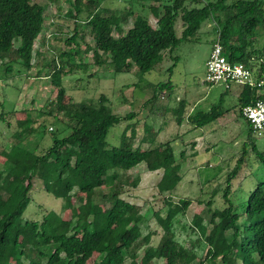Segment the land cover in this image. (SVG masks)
<instances>
[{
	"label": "trees",
	"instance_id": "trees-1",
	"mask_svg": "<svg viewBox=\"0 0 264 264\" xmlns=\"http://www.w3.org/2000/svg\"><path fill=\"white\" fill-rule=\"evenodd\" d=\"M154 1L156 5H146L143 0L136 3L155 18V25L151 26L145 14L133 11V0H126L129 6L118 14L115 8L100 6L99 0H85L84 8L75 15L80 19L79 15L84 13L83 25L75 21L71 34L62 40V48L55 49L49 57L36 52L37 60L32 62L33 44L42 30L44 5L32 0H0L2 75L12 76L23 69L21 74L26 77L34 64L46 69L50 84L56 88L53 111L38 112L35 118L26 114L23 119L14 120V128L9 120L14 111H7L9 118L0 113V122L17 134L13 142H5L0 150V264H85L91 257L90 264H128L127 260L150 264L153 256L162 259L163 264H238L237 259L239 264H264V180L248 190L241 211H237L229 197L230 180L248 165L249 155L264 165V149L257 147L256 135L241 114L242 107L264 99V41L259 45L256 39L257 29L264 30V0ZM128 17L130 26L122 30L121 24H126ZM205 22L213 24L210 44L217 35L226 60L253 68L255 83L229 84L208 108H194L186 115L180 100L172 109L173 120L177 125L185 122L189 130L210 128L208 132H216L230 112L231 120L244 130L245 139L225 178L221 191L224 206L212 208L209 199L204 202V217L192 215L190 227L197 238L187 246L177 241L175 218L185 214L191 201L187 197L172 201L166 195L162 198L163 210L152 213L160 234L151 246L155 232L141 235L137 230L142 220L141 208L120 196L122 188L137 186L139 177H132L130 170L143 163L149 172L160 170L156 190L169 194L181 179L176 158H183V151L177 157L174 154L171 142L175 137L154 142L161 128H153L144 120L142 134L134 144L135 114H115L104 95L96 103L71 98L63 101L61 76L73 68L84 67L75 61L79 52L71 47L83 39L82 27L91 37L83 51H91L93 64L113 74L144 73L162 61L164 51H171L182 41H198ZM113 31L119 34L114 36ZM14 65L21 68L15 71ZM231 85L235 88L234 102L223 107ZM18 86L13 84L16 91ZM171 86L169 78L153 84L146 102L159 101ZM84 113L90 116L89 121ZM42 115L46 116L41 118ZM120 121H128L129 125L118 142L110 144L109 129ZM50 124L54 128L48 131ZM45 133L50 136L45 147L35 146L37 143L27 147L23 143L28 137L42 140ZM141 144L146 147L140 148ZM17 174L25 177L24 184L13 178ZM34 178L45 185V192L61 201V212L73 211L68 219L53 210L37 219H22ZM201 242L206 247L199 259L194 248ZM140 249L143 252L139 255Z\"/></svg>",
	"mask_w": 264,
	"mask_h": 264
},
{
	"label": "rangeland",
	"instance_id": "rangeland-1",
	"mask_svg": "<svg viewBox=\"0 0 264 264\" xmlns=\"http://www.w3.org/2000/svg\"><path fill=\"white\" fill-rule=\"evenodd\" d=\"M32 1L44 5L45 10L41 33L32 48L31 60L35 62L37 60L36 52L44 53L49 57L55 49L63 47L62 40L71 34L75 21L83 25L84 13L79 15L80 19L75 18V15L79 9L84 8L85 0L78 3L71 0H58L56 3H49L45 0ZM188 1L185 0V2ZM143 2L146 5L157 4L154 0H143ZM136 3L137 0H133V11L145 14L149 24L154 26L155 18L146 8H140ZM99 5L111 9L115 8L116 14L129 6L126 0H99ZM130 19L131 17H128L127 23L121 24L122 30L130 26ZM212 27V22L203 23L199 30L198 41H182L171 51H164L162 61L148 72L117 74L93 64L91 51H83L84 44L91 42V37L82 27L80 32H84L83 39H78L76 46L72 44L71 47L79 52L75 57V61L83 63L84 67L73 68L61 76L60 84L65 89L63 101L71 98L73 101L96 103L98 97L104 95L108 106L115 114L124 115L128 112L135 114L136 137L134 144L137 143L136 140L142 134L143 120L153 128L158 127L160 122L164 120V130L157 134L154 142L171 138L173 133L176 131L181 133L183 129L182 125L177 127L171 120H167L169 114L162 109L164 105L167 108H172L176 106L177 101L184 100L186 110L191 106L192 108L204 109L209 107L223 90L224 85L221 83H202L204 61L209 53L210 39L214 37ZM176 30L179 33L180 22H177ZM112 34L116 36L119 32L113 31ZM256 39L259 45L263 43L264 30L262 28L257 29ZM169 66L171 68L168 71ZM13 68L16 71L21 67L14 65ZM23 71L21 69L20 73L5 77L2 75V67H0V113L2 112L7 117L6 113L10 108L14 111L15 114H12L11 118L7 117L12 122V128H14V120L23 119L26 114L30 115L31 118H35L38 112L47 113L48 110H54L52 102L54 101L56 88L50 84V77L46 75V69H39L38 66L32 64L26 77L21 74ZM167 78L172 83L171 89L166 91L159 101L156 100L152 104L147 103L146 100L150 96V87L155 83L165 81ZM13 84L19 85L18 91L14 89ZM230 87L231 89L224 97L223 107H227L234 102L235 88H232V85ZM197 101L199 102L197 103ZM45 116L42 115L41 118ZM83 116L88 121L91 119L86 113ZM128 125V121H120L111 127L107 134V141L110 144H116L118 137ZM8 128L7 130L4 122H0V150L5 142H13V139L17 136L16 133H12L13 129ZM52 128L54 126L50 124L47 130L50 131ZM207 131L209 130L207 129ZM198 134L199 132L196 131L185 133L180 137L182 141L177 139V143L173 144L176 157L181 150L184 152L185 157L176 158L181 179L169 194L166 192L159 194L156 190L155 184L160 176V170L149 172L145 169L143 163L137 164L130 170L132 177H139L137 186L134 188L124 186L122 188L120 196L127 201L138 204L141 208L142 220L138 224L137 230L141 235L150 231L155 232L149 242L151 246L155 245L160 234L152 213L163 210L162 198L164 196L168 195V198L172 201H176L181 197H187L191 201L185 214L183 216L178 215L173 224L177 241L185 246L189 245L198 236L195 231L191 230L190 220L194 213L205 216L206 207L204 202L210 199L212 208L224 206L221 191L225 186V178L234 165V159L240 149V144L245 139V132L240 130L234 121L226 118L219 124L216 132L203 135L205 139L203 142L189 138L190 136H198ZM23 143L27 147L34 146L35 143H37L35 145L37 147H45L50 143V136L45 133L42 140H39L38 137H28V140ZM256 144L259 149H264V133L256 136ZM145 147L146 144L140 145V148ZM193 151L197 152L196 156L190 155ZM13 178L23 184L25 183V177L20 174L15 175ZM261 180H264V165L257 163L253 160L252 155H249L248 165L244 168L241 167L230 180L229 197L235 204L237 211H241L248 190L257 181ZM44 186L38 179H32L30 200L21 215L22 219L27 217L40 218L48 210L56 211L64 219H68L73 211L65 210L61 212V201L45 192L43 190ZM203 223L205 222L203 221ZM205 247L202 242L195 246L194 251L199 259L203 258ZM142 250H139V255L143 252ZM92 259V257L88 259L85 264H90ZM215 261L218 262L219 259L216 258ZM127 263L135 264L134 261L130 260H127ZM237 263L239 264L238 259ZM150 264H163V260L153 256Z\"/></svg>",
	"mask_w": 264,
	"mask_h": 264
},
{
	"label": "built area",
	"instance_id": "built-area-1",
	"mask_svg": "<svg viewBox=\"0 0 264 264\" xmlns=\"http://www.w3.org/2000/svg\"><path fill=\"white\" fill-rule=\"evenodd\" d=\"M207 83H221L224 87L229 84L253 85L255 83L254 69L247 68L240 62H229L222 54L217 35L210 45L209 53L204 61V77ZM261 81L256 82L260 85ZM241 114L249 122L256 136L264 130V99H257L253 104L242 107Z\"/></svg>",
	"mask_w": 264,
	"mask_h": 264
},
{
	"label": "crops",
	"instance_id": "crops-1",
	"mask_svg": "<svg viewBox=\"0 0 264 264\" xmlns=\"http://www.w3.org/2000/svg\"><path fill=\"white\" fill-rule=\"evenodd\" d=\"M234 93H235V91H234ZM178 102V101H177ZM199 101H197V103H198ZM183 104H184V111H183V113H184V115H186L187 113H189V112H191L195 107H193L192 108V106L190 107V108H188L187 110H186V106H185V102H184V100H183ZM174 107H172V108H167L166 107V105H164V107L162 108L164 111H166V112H168V114H169V117L167 118V120L169 121V120H171L173 123H175L174 122V120H173V115H172V109H173ZM208 108V107H207ZM204 109H206V108H204ZM227 115V114H226ZM225 115V118L224 119H226V118H229V119H231L232 118V114H230V113H228V115H230L229 117H227ZM224 119H222V120H224ZM176 124V123H175ZM177 125V124H176ZM182 125V129H183V131L181 132V133H179L178 131H176L175 133H173V136L171 137V138H166L164 141H166V140H170V139H172L173 137H175V139H173L172 140V142H171V145H172V147H174V145L173 144H176L177 143V139L178 140H181L182 141V139L180 138L182 135H184L185 133H192V132H194V131H196V132H199V134H198V136H190L189 138H193V139H197V140H199V141H201V142H203L205 139H204V136L203 135H209V134H212V133H214V132H206V130H202V131H200L199 129H193V130H189V127L187 126V124L185 123V122H181L179 125H177V127H180ZM165 125H164V120H162L161 122H160V125L158 126V127H160L161 129H160V131L162 130H164V127ZM210 128H208V130H209ZM159 131V132H160ZM210 131V130H209ZM158 132V133H159ZM188 139V138H187ZM173 150H174V148H173ZM175 151V150H174ZM179 153V152H178ZM184 153V152H183ZM196 154H197V152L196 151H193L192 153H190V155H193V156H196ZM178 155V154H177ZM185 157V155L183 154V158ZM180 159V158H179Z\"/></svg>",
	"mask_w": 264,
	"mask_h": 264
}]
</instances>
